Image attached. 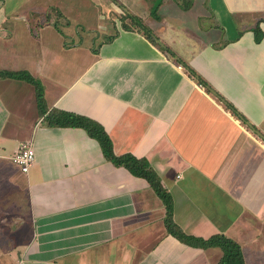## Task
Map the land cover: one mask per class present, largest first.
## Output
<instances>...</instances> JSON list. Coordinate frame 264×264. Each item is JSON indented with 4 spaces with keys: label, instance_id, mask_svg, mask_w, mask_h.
Segmentation results:
<instances>
[{
    "label": "crops",
    "instance_id": "obj_1",
    "mask_svg": "<svg viewBox=\"0 0 264 264\" xmlns=\"http://www.w3.org/2000/svg\"><path fill=\"white\" fill-rule=\"evenodd\" d=\"M38 1L67 23L82 4L114 3L122 15L98 24L108 33L97 42L3 2L0 71H28L46 113L89 117L115 154L146 158L185 234H224L245 264H264V0L20 4ZM45 116L31 83L0 77V264H217L219 248L167 232L165 206L145 179L108 161L83 128ZM25 141L35 160L22 172L12 158Z\"/></svg>",
    "mask_w": 264,
    "mask_h": 264
},
{
    "label": "trees",
    "instance_id": "obj_2",
    "mask_svg": "<svg viewBox=\"0 0 264 264\" xmlns=\"http://www.w3.org/2000/svg\"><path fill=\"white\" fill-rule=\"evenodd\" d=\"M156 9L157 4L153 5L152 7V13L155 17H157ZM124 18H128L132 25L140 28L148 37V39L155 43L152 31L147 26L142 24L141 20L137 16L125 12ZM123 27L128 28L129 26L124 24ZM255 32L258 34L259 30L256 29ZM160 47L171 55H174L172 50H170L168 47ZM189 71L193 74L192 70ZM0 77L20 79L31 83L36 90L38 110L41 114H46L45 117L49 125L83 128L90 137L94 138L99 143L101 151L108 161L112 162L115 166L124 167L134 176L145 179L165 206V216L163 222L167 232L170 235L190 246L200 248H219L222 252V255L217 264H245L240 245L226 235L214 234L208 238H203L185 234L181 230V228L174 222L173 219L172 197L170 193L163 187L160 177L151 167L149 161L146 158L136 157L131 153L119 155L115 154L113 151L112 140L107 132L104 130L101 124L89 117L58 109H54L49 113H46L47 111L43 101V91L40 82L35 79L28 71H0ZM226 107H228L234 114H237L236 108H234L230 103H226Z\"/></svg>",
    "mask_w": 264,
    "mask_h": 264
},
{
    "label": "rangeland",
    "instance_id": "obj_3",
    "mask_svg": "<svg viewBox=\"0 0 264 264\" xmlns=\"http://www.w3.org/2000/svg\"><path fill=\"white\" fill-rule=\"evenodd\" d=\"M22 1L23 0H0V4L5 2L6 3L5 7L7 9H11V12L14 11L16 14H20L19 17H25L27 15L24 14L30 12L36 13V18H37L36 21L40 25H42L46 21L60 22V25L65 28L67 25H69L68 29H64L65 32H70L69 35H71L73 31L78 30L79 31L78 33L81 34L84 39L94 38L93 40H96L97 42H99L100 39L106 36L108 33L101 31V29L98 28V24L115 23L114 18H118L120 15H122L121 9L118 8L119 6H115L114 3H109L107 5V9L105 6L99 4L98 5L93 3L82 4L80 5L81 7L77 5L79 7L78 10L76 7H74V9H72L69 12L68 17L71 20L69 23H67L69 20L67 21L66 19L65 20L61 19L62 12L56 10V8L54 7L49 6L51 5L49 3L45 4V1H38V2H32V4L21 5L20 3ZM76 1H80V0H76ZM42 2L43 4H41ZM44 7H47V9H45ZM46 18H48V20H46ZM117 23H119V20H117ZM248 23L249 22H246V24ZM32 27L34 28V26ZM262 47H264V44Z\"/></svg>",
    "mask_w": 264,
    "mask_h": 264
},
{
    "label": "built area",
    "instance_id": "obj_4",
    "mask_svg": "<svg viewBox=\"0 0 264 264\" xmlns=\"http://www.w3.org/2000/svg\"><path fill=\"white\" fill-rule=\"evenodd\" d=\"M12 159L22 172H27L35 160V153L31 143L29 141L21 143ZM19 264L22 263L20 262Z\"/></svg>",
    "mask_w": 264,
    "mask_h": 264
}]
</instances>
